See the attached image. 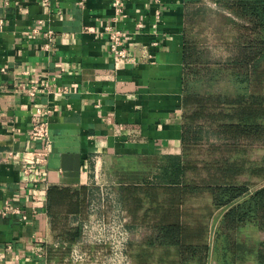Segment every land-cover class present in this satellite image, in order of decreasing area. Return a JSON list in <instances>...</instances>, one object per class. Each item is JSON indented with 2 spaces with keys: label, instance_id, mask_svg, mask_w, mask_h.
<instances>
[{
  "label": "crops",
  "instance_id": "1",
  "mask_svg": "<svg viewBox=\"0 0 264 264\" xmlns=\"http://www.w3.org/2000/svg\"><path fill=\"white\" fill-rule=\"evenodd\" d=\"M120 1L122 15L115 0H0V204L21 210L0 216V264H55L41 256L60 240L48 190L85 189L89 202L98 165L125 210H155L148 191L172 184L170 159L223 143L213 132L220 123L192 121L194 112L203 101L206 110L221 111L208 101L247 92L230 66L245 22L223 0ZM110 24L125 33L126 58L110 49L103 33ZM223 26L230 34L224 40ZM36 78L47 91L32 98ZM48 105L56 107L48 116L52 142L35 202L22 185L21 160L42 144L29 132L36 108ZM258 144L264 150L257 142L248 151ZM251 181L264 185L262 177ZM80 220L72 216L70 224Z\"/></svg>",
  "mask_w": 264,
  "mask_h": 264
},
{
  "label": "trees",
  "instance_id": "2",
  "mask_svg": "<svg viewBox=\"0 0 264 264\" xmlns=\"http://www.w3.org/2000/svg\"><path fill=\"white\" fill-rule=\"evenodd\" d=\"M223 1L245 22L230 66L247 92L208 101L221 111L206 110L208 104L203 101L191 119L220 123L213 132L223 143L210 147L209 159H185L181 155L170 159L165 174L172 184L148 191L155 210H126L132 227L143 225L151 230L137 247L130 244L136 264H210L214 252L219 264H240L250 259L264 264V240L251 242L240 236L241 228L248 223L264 230V185L255 189L251 181L255 176L264 179V159L250 162L246 157L247 144L264 143V0ZM246 176L249 178L244 179ZM159 189L166 194L165 200L159 199ZM203 193L211 197L205 212L185 207L188 200ZM47 198V211L60 229L61 242L58 248H49L47 257L49 261L54 258L55 264H71L66 259L80 237L81 227L70 224V219L87 217V192L51 187ZM220 208L225 211L211 244L208 219ZM159 249L164 252L156 256ZM172 255L177 257L175 262L170 260Z\"/></svg>",
  "mask_w": 264,
  "mask_h": 264
},
{
  "label": "built area",
  "instance_id": "3",
  "mask_svg": "<svg viewBox=\"0 0 264 264\" xmlns=\"http://www.w3.org/2000/svg\"><path fill=\"white\" fill-rule=\"evenodd\" d=\"M161 5L162 0H154ZM117 12L122 15V2L115 0ZM165 8L159 6L155 15L158 20L163 17ZM118 17L114 18L116 21ZM139 26L142 27L141 24ZM156 30V24L153 31ZM37 31V30H35ZM103 33L108 36V43L113 54L118 58H126L128 49L126 47L125 33L123 30L110 24L105 26ZM49 41L54 40L51 30L46 32ZM48 48V44L46 45ZM47 82L36 78L31 82L28 89L29 96L37 98L45 93ZM49 91V90H48ZM56 110L54 106H38L32 116L29 137L33 141H41V146L29 151V156L21 160V170L24 176L22 185L32 190V197L39 202L41 195L40 176L47 169L49 150L52 142L48 116ZM102 167L95 168V190L88 204V215L78 221L81 227L79 239L72 245L66 259L71 264H136L130 253V244L134 234L131 226V218L127 211L117 201L112 192V184L106 183L102 178ZM39 192V193H38ZM111 205V206H110ZM21 210L12 205L10 201L0 204V216L17 214ZM65 244V243H64ZM61 242L55 243L58 248ZM47 253L41 256H46Z\"/></svg>",
  "mask_w": 264,
  "mask_h": 264
},
{
  "label": "rangeland",
  "instance_id": "4",
  "mask_svg": "<svg viewBox=\"0 0 264 264\" xmlns=\"http://www.w3.org/2000/svg\"><path fill=\"white\" fill-rule=\"evenodd\" d=\"M217 22H216V26H219V27L221 24H224V20H222L221 18H219L217 20ZM219 33L223 37V40L226 37H230L229 31L224 26L219 31ZM220 35H217V38L221 37ZM215 38L216 37L213 34V36H211V38L208 39L207 41L213 43V39H215ZM263 153H264L263 147H261V145H259V144L253 148L250 147V151H248L249 158L251 160L254 159V160H258V161H261ZM211 156L212 155H210L209 150L200 151V152L190 151V157L193 160H197V159L202 160L204 158L209 159V158H211ZM248 178H249L248 176L244 177V179H248ZM258 185H260V184L255 183V186L253 188H256ZM111 188H112L111 189L112 192L114 193V196L117 198L116 200L119 201V199L117 197V189L114 188L113 186ZM94 190H95V188H93L92 196L95 193ZM90 195H91V193H90ZM92 196H91V198H92ZM210 203H211V197L209 196V194L203 193L202 195H200L198 197H194L191 200L190 208L195 209V210L200 209V210H202V212H205L204 206L207 204H210ZM224 211H225L224 209H218V210L216 209L215 212L213 213V216L208 219V224H209V229H210L208 240L211 244H213V242H214V237H215L216 231L218 229L219 223L223 217ZM150 233H151V230L147 226L142 225V226H138L137 228H134V234H133L131 243L135 244L134 246L137 247V245L140 244L144 240V238H146V236H148ZM240 236H242L246 239H249L251 242H254L256 240H264V230L261 229L256 223H248L243 228H241ZM159 250H157L155 252L156 256H159L162 252H164L161 249H159ZM176 258H177L176 256H173V255L170 256V260L173 262L176 261ZM211 259H212L211 264H219L218 260H217V252H214ZM166 264H169V263L167 262ZM172 264H174V263H172ZM240 264H255V262L253 261V259H250L249 261H246L245 263H240Z\"/></svg>",
  "mask_w": 264,
  "mask_h": 264
}]
</instances>
